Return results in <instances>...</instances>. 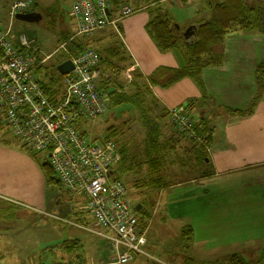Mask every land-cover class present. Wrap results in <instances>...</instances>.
<instances>
[{
  "label": "rangeland",
  "instance_id": "374dc122",
  "mask_svg": "<svg viewBox=\"0 0 264 264\" xmlns=\"http://www.w3.org/2000/svg\"><path fill=\"white\" fill-rule=\"evenodd\" d=\"M14 1L15 0H0V28L2 29H7L10 26V9ZM247 1L252 2V0ZM255 1L264 3V0ZM34 2V11H40L42 15L41 21L30 22L15 18L12 23V36L14 37L13 40H15L16 35L21 32L25 33L34 41L32 44L34 49L33 53L38 55L40 59L51 56L44 63L43 67L36 71V74L40 80L46 83V86H48L50 92H52L57 85L64 88V75L59 72L58 66L68 58L63 51H58L59 45L69 42L75 47V40L77 41V39L71 41L74 36L71 34H73L75 30V21L70 12L74 0H34ZM128 2L129 0H127L124 5L130 4ZM217 2L219 1L135 0V2L133 1V7L136 9V13H138L139 10L137 6L146 5L144 10L151 8L156 10L151 12L152 18L158 16L161 22L167 21L170 23L169 27L172 29L175 28V25L181 28L179 33L181 42L179 46L183 48V50H181L182 57L186 58V62H188L189 56L187 47L184 44V32L188 31L192 24L199 25L203 23L202 21L207 17L211 16L212 18V6ZM134 5H136V7ZM158 5H160V8L157 7ZM141 15L142 14H138L126 20V22L130 21L136 26V33L142 30V27L140 29L138 28L142 20ZM105 28H107L106 33L113 46H125L123 45L124 37L118 35L115 31L110 34V31L113 29L110 26ZM240 34L256 35L257 37H253L255 43H247L244 40H228L229 36ZM229 36L226 37L223 44V50L225 51L224 63H230L229 73L227 76H225L226 74L218 76L215 78V82L220 84V86L224 82L227 89L237 91L233 77L237 76L238 69L242 71V64H240V61L243 60L246 62V64H244L245 71L243 72L245 76H243L241 80L246 81L248 80L252 66L255 65V63L257 64L264 55V36H259V34L255 32H239ZM221 48L220 46L219 53L223 52ZM221 76L224 79H221ZM211 80V77H207L204 81V85L209 84ZM54 83H57V85H52ZM128 84L130 83H127L126 90L129 86ZM183 86H186L185 90H182ZM179 87H181V93H179V95L184 94L186 97L189 96L187 100L190 101L183 105L188 106L190 115L192 119L195 120L194 122L202 121L203 110L208 108L212 113V108H216L215 97L221 102L222 96L225 94V92L221 91L215 93V90H213L215 97L214 95L212 97L209 95L206 96L204 89L198 83L190 79H186V84H181ZM123 89V84L119 87L112 88L111 95H114V99L117 100L119 94L124 92ZM198 91H200V94L197 95ZM139 99L140 98L137 97L136 100ZM116 100H113V103H108V109L103 115L95 119L83 120L82 128L90 141L99 142V139L108 135L113 139L115 138V140L117 139L119 146H124V149H127L126 152L128 156L126 158L128 159L125 160V164H121L115 169L116 175L119 176L127 186L129 192L128 196L133 201L134 205H138L141 199L140 197H143L147 200L148 205L150 204V206H152V201H155L157 195L154 193L152 194L142 182L145 179V174H147L149 170L151 173V166L159 164L157 159L160 154L154 150L150 153L146 151V159L138 158L142 155L140 152L145 150L143 148V143L140 144L139 141L144 142V133L147 134V129L143 126L141 116H137L136 108L129 104L115 105L118 103L117 101H119V99ZM189 103L193 105H188ZM210 112H207L206 115ZM168 114L164 116L160 109H155L152 110L151 117H156L158 123H161L160 126H164V129L167 125L171 124L170 126L175 127V129L179 131L174 123L169 120ZM167 120L169 122H167ZM114 128H117L116 132L111 130ZM162 132L163 130H161L160 136H162ZM179 133L181 134L180 131ZM185 137L186 142H188V136L185 135ZM200 137L198 132H196V137L192 138V140H198ZM186 142L182 141L181 143L185 145ZM162 145H165V143L161 144V146ZM0 147H9L11 149L20 148L31 155V157L28 155L26 156L32 161L30 162V173L33 174L32 179L38 196L35 197L36 199H32L29 202L38 206L47 205L48 203L49 206L47 209L49 210V216H42V214H39L36 216L35 225L32 224L34 214L31 215V230L28 232L30 242L24 245H15L16 248L22 249L20 251V261L13 260L10 254H7L6 263L40 264L42 258L43 264H80L81 262L83 264H115L108 240L90 231V229H101V226L92 212L89 211L85 195L73 190H69L70 192L67 193L65 187L56 183L46 184L45 181L47 180L43 164L49 162L48 153L41 152L34 154L31 152L15 134L14 129L7 124L0 125ZM160 150L161 155L166 154L165 156H167L162 166L164 171L172 170L175 166H184L186 150L179 149L177 152H172V147L165 149L164 146L163 148L160 147ZM133 156L137 157L134 158ZM147 160L148 162H146ZM158 176V174H154V177L157 178ZM150 178L151 175H148L146 178L147 181ZM182 179L183 176L174 178L176 181ZM141 184L143 185L142 187H140ZM189 189V186H186L169 190L171 192L166 194V199L163 200L161 210L157 215L158 222L155 223L154 228L151 229V231L148 229V227L151 226V222H148L147 227H143L147 234L149 230V237L151 239V233H154V236H158L160 245H165V247L163 246L164 251H159L160 249L158 247L156 249L147 247L146 249L150 252L151 256L137 255L134 261L127 264H186V259L190 256L188 253L189 248L185 250L181 242V227L185 224H191L193 226L195 231L194 240L198 243L197 247H199L198 249L200 251L198 252V256L199 258L207 260H200L195 255H192L197 260V264H204L205 262L225 264V258L233 252H240L241 255L248 260L249 264H258L264 251L259 250L250 253L249 247L250 245L258 247L264 241V201L254 195L245 194L240 196L234 195L233 197L223 196L222 199L220 196L212 194L200 196L197 195L196 192H191ZM72 194L78 197V202L75 200L73 202L74 197ZM224 198L227 199L228 202V205L225 207H230L229 209L221 212L205 209L207 208V203L211 199H219L225 202ZM256 200L259 201V204H256ZM229 203L231 206H229ZM247 206V210L240 208H246ZM164 209H166V215L164 214L165 217L162 215ZM78 211L79 219H76L75 214ZM152 214L153 213H151V215ZM71 219H76L82 226L89 227L90 229L66 222V220L70 221ZM140 219L142 223L143 219ZM184 220H186V222ZM38 224H40V228H35ZM43 224H45V228L42 227ZM184 227H186V225ZM67 238H79L77 245L74 246V250L72 251L66 250L65 243L61 245ZM73 243L72 241L69 242V246L72 247ZM167 248L169 249L168 251H166ZM70 253L71 256L69 255ZM21 255H25L24 259L21 258ZM213 258L214 260H210ZM77 259L80 261L77 262Z\"/></svg>",
  "mask_w": 264,
  "mask_h": 264
},
{
  "label": "crops",
  "instance_id": "0c3cea01",
  "mask_svg": "<svg viewBox=\"0 0 264 264\" xmlns=\"http://www.w3.org/2000/svg\"><path fill=\"white\" fill-rule=\"evenodd\" d=\"M133 1L135 2V0H131V2L129 0L128 3L133 5ZM134 6L136 7V5ZM137 7L139 11L135 15L142 14V20L138 26L139 29L142 27V30L139 32L142 34L135 32L136 26L130 21L126 22L128 18L135 15L122 19L119 22V27L113 25L110 26L113 28L110 31V34L115 31L118 35L124 37V47L113 46L108 34L106 33L107 28L97 30L91 36L86 37V39L85 37H80L78 40L81 39V43H88L90 45L88 47H94V49L98 50L99 53L105 52L101 55L105 56V61H108L109 65L107 63L105 64L102 60V66L108 69V67H111L110 62H113L114 66H117V68L119 67L121 75L117 69L114 71H117L116 73L119 81L124 82L126 86L127 83H130L128 84L129 86L127 90L132 89L130 88V85L134 84L135 72L142 73L146 80L151 83L154 96L159 101L158 104H154L152 101H149L151 110L160 109L162 112L165 109L169 111L170 109L179 107L180 105L183 106V104L188 103L190 100H187L189 96L186 97L184 94L179 95V93H181V87L179 86L181 84H186V79L193 80L192 78H182L178 82L167 87H163L152 82V78H150L159 68H182L185 66L186 58L182 57L181 52L183 48L180 47L179 50H165L159 48L158 43L153 39L147 29L149 22L152 20L151 12L156 10H153L152 8L144 10L146 5H138ZM157 7L160 8V5ZM209 19H211V16L207 17L202 22ZM192 25H195L197 28L199 26L197 24ZM175 27L177 32L180 33L181 28H178L176 25ZM197 28L192 29V33L188 39L186 37V31L184 32L185 46L194 44L197 38ZM76 32L77 29L75 27L74 33L71 35H75ZM253 37L257 36L240 34L229 36L228 40H244L247 43H255ZM218 48L220 49V47ZM113 51L116 52L115 55L111 54ZM108 54L110 59H107ZM240 64H242V71L238 69L239 71L237 76L233 77L237 91L227 89L224 82L221 86L215 82V78L218 76L224 74L227 76L230 68L229 62H225L220 67L207 68L203 72V82L207 77H211L212 79L210 82L211 87L210 83L205 85L204 92L206 96L209 95L212 97L214 95L213 90H215V93L221 91L225 92V94L222 96L221 102H219L214 95L216 108H212V113L208 108L202 111V130H196V132L201 135L198 140L194 141L192 138L188 137V142H186V138H183L175 127L170 126V123V125H167L165 129L164 126H161V130H163V132L162 136H160L159 143L164 144L167 142L168 145L172 147V152H177L179 149L186 150V158L184 166L182 167L175 166L172 170L167 171L161 169L159 172L151 170V173L149 170L148 173L145 174V179L142 182L143 185L145 184V187H147L152 194L154 193L157 196L155 197V201H152V206H150V204L148 205L145 198L140 197L141 199L138 205H140L141 208L140 210H137V214L140 218L146 220L145 225H143L144 227H147L148 222H151V226L148 227L150 231L154 228L155 223L158 222L157 215L161 210L163 200L166 199V194L171 192L169 190H174L176 188L189 186V190H191V192H196L197 195L201 196L204 194H212L220 196L221 199L223 196L233 197L234 195L240 196L244 194L254 195L264 201V95L257 100L256 105L251 109V105L259 92L256 83V68L258 63H255V65L252 66L248 80L246 81H241L242 77L245 76L243 75V72L245 71L244 64H246V62L242 60L240 61ZM109 73L111 74L110 69H108V74ZM108 74L106 73V77H110ZM221 79L224 78L221 76ZM52 85H57V83ZM111 85L113 88L114 84L111 83ZM116 87H119V83ZM185 89L186 86H183L182 90ZM52 93L61 97L64 93V88L57 85ZM198 94H200V91L197 92V95ZM107 100L110 104L108 97ZM122 104L124 105L129 103ZM129 105L137 109V116L141 115L139 109L135 105ZM188 105L192 106L193 104L189 103ZM207 112L210 113L206 115ZM153 119L156 123L158 122L156 117ZM167 122L169 121L167 120ZM194 123L197 125L198 123H201V121ZM116 129L117 128L111 130L116 132ZM146 138L147 134L144 133V142L139 141L140 144L143 143V148L145 149L140 152L142 155L138 158L141 159H144L145 157L147 158ZM182 141L186 142L185 145L181 143ZM116 142L118 143L117 139ZM26 155L31 157L28 152H25V150L20 148L11 149L9 147H0V264H7L6 257L9 254L13 260H19L20 251L22 249H18V247L16 248L15 245L19 246L30 242L28 232L31 230L32 214H34V220L32 222L34 225L36 216L39 214H42V216H49V210H47L49 208L48 203L47 205L38 206L29 202L32 199H36L35 197H37L38 194L35 190L36 188L34 187V181L32 179L33 174L30 173V162L32 161ZM136 157L137 156L134 158ZM146 162H148V160ZM154 174H158L160 177L158 176L156 178L154 177ZM148 175H151V178L147 181L146 178ZM180 176H183L182 180H174L175 177ZM45 182L48 184V181ZM143 185L141 184V186H139L142 187ZM66 192L68 193L70 191L67 190ZM72 195L74 197L73 202L74 200L78 202V197L74 194ZM255 202L256 204H259L258 200ZM227 203V199H225V202L219 199H211L207 203V208L205 209L217 212L225 211L230 208L225 207L228 205ZM229 206H231L230 203ZM240 208L247 210L248 206L246 208ZM165 212L166 209H164V213L162 214L163 217L166 215ZM151 213L153 214L151 215ZM78 216L79 211L75 214L76 219H79ZM76 219H71V222L66 220V222L72 225H81V223L77 222ZM184 221L186 222V220ZM185 225L193 228L191 224ZM184 226L181 227V230H183ZM38 227L40 228V224L35 226V228ZM42 227L45 228V224H43ZM82 227L90 229L89 227ZM149 230L148 234L146 233L148 238V247H152L153 249L158 247L160 249L159 251H164L165 245H163L164 247L160 245L158 236H154V233H151V239L149 237ZM90 231L99 236L101 235L98 232H103L102 229H90ZM194 235L195 231L192 239L188 243L184 244L182 239V246L185 250L186 248H189V257L193 258L195 262L197 260L192 255H195L200 260L207 261L204 258H199L198 252L200 251L198 249L199 247H197L198 243L194 240ZM71 241L72 243H75V241L78 243L79 238H67L61 245ZM73 246L70 248L66 247V250H74ZM168 250L169 249L167 248L166 251ZM249 250L251 251L250 253L255 251L257 252L259 250L264 251V241L258 247L250 245ZM234 254L241 255L240 252H233L225 258L226 261L224 262L227 263ZM69 255L71 256V253ZM24 257L25 255H21L22 259H24ZM210 260H214V258ZM79 261L80 260L77 259V262ZM40 264H43L42 258ZM80 264L83 263L81 262Z\"/></svg>",
  "mask_w": 264,
  "mask_h": 264
},
{
  "label": "built area",
  "instance_id": "2783aa9c",
  "mask_svg": "<svg viewBox=\"0 0 264 264\" xmlns=\"http://www.w3.org/2000/svg\"><path fill=\"white\" fill-rule=\"evenodd\" d=\"M34 6V0H15L9 28H0V125H10L31 152H47L61 185L85 195L87 207L103 231L98 233L111 245L115 264L132 262L137 255L151 256L136 205L116 175L123 159L118 143L107 135L99 142L90 141L82 128L83 120L103 115L109 106L108 96L99 87L106 77L101 56L92 47L75 51L71 43H61L58 51L75 67L63 77V95L50 94L36 71L51 56L40 59L33 53L34 41L25 33L15 40L12 36L16 16L34 11ZM70 12L77 29L74 41L107 26H118L136 9L127 4L115 14L112 0H75ZM168 115L181 133L196 137L188 106L172 108Z\"/></svg>",
  "mask_w": 264,
  "mask_h": 264
},
{
  "label": "trees",
  "instance_id": "16d2710c",
  "mask_svg": "<svg viewBox=\"0 0 264 264\" xmlns=\"http://www.w3.org/2000/svg\"><path fill=\"white\" fill-rule=\"evenodd\" d=\"M126 1L127 0H112L115 13L118 14L120 12L121 7ZM218 1L219 2L212 6V18L199 24L197 28V38L194 44L186 46L189 56L186 65L182 68H159L150 77L152 78V82L163 87H167L178 82L182 78L189 77L195 80L205 90V85L202 78L203 72L207 68L220 67L224 64L225 51L223 50V44L227 36L239 32H255L258 33L259 36H264V3L256 2L255 0H252V2L247 0ZM169 25L170 23H168L167 21L161 22V19L158 18V16H155V18H152V20L149 22L147 29L153 39L158 43L159 48L165 50H179L181 37L179 36L176 27L172 29L169 27ZM88 45L89 44L86 42L81 43L80 39L77 40L75 47H73V50L80 51L88 47ZM220 46L222 47L221 50H223L222 53L218 52V47ZM104 53L105 52L99 53L101 56V63L103 60L105 64H108V61H105V56L101 55ZM115 53L116 52L113 51V53L111 54L115 55ZM107 59H110L109 54L107 56ZM110 64L111 67H108V69L111 70L110 77H104L99 84V87L103 91V93L108 96L110 103H113V100L116 99H114V95H111V83L114 84V87L118 86V83L119 86L123 84L124 95L123 93L119 94L117 98V100L119 99V101L116 100L118 102L117 104L129 103L135 105L139 109L143 125L147 129V151H149L150 153L152 150H154L155 152H159L160 154L159 158L157 156V161L159 164L155 166L152 165L151 170L154 172H159L164 165V159H166L167 157L165 156L166 154L161 155L160 147L163 148L164 146V148L167 149L170 146L167 142H165V145L161 146V144L159 143L161 126L158 122L156 123V121L152 117H150V113L152 112V110L149 106V101H152L154 104L159 103L158 99H156L154 96L151 88V83L146 80L145 76L142 73L135 72V79L133 82L134 84L130 85V88L132 89H130L131 91L126 90L127 86H125L124 82L119 81L118 75L116 73L117 71H114L117 69L119 74L121 75L120 68L118 67V69L117 66H114L113 62H110ZM103 67L104 66H102L101 64V69L104 74H108V69ZM256 83L259 92L257 93L256 98L251 105V109L256 105L257 100L261 98L262 95H264V55L259 60L256 68ZM44 86L47 91L50 92L49 87L46 86V83H44ZM51 93L52 92H50V94ZM137 97H139L140 99L136 100ZM162 113L164 116H166L169 111L165 109L162 111ZM201 125L202 121L201 123L195 125V130H202ZM181 136L184 138L185 134L181 133ZM120 149L123 153V160L120 162L121 165L125 164V160L128 159L126 158L128 155L126 152L127 149H124V146L120 147ZM43 169L46 174L48 184L56 183L58 185H61L60 181L55 176L53 167L49 162H45L43 164ZM145 222L146 220L143 219L142 226L145 225ZM193 234L194 231L191 226L184 227L182 230V239L184 241L183 243H188L192 239ZM73 244L74 246L77 245L76 241ZM65 246L70 248L69 243H65ZM215 263L216 262H205L204 264ZM186 264H196V262L193 260V258L187 257ZM225 264H249V262L244 256L240 254H234ZM258 264H264V253L262 254Z\"/></svg>",
  "mask_w": 264,
  "mask_h": 264
},
{
  "label": "water",
  "instance_id": "95a60500",
  "mask_svg": "<svg viewBox=\"0 0 264 264\" xmlns=\"http://www.w3.org/2000/svg\"><path fill=\"white\" fill-rule=\"evenodd\" d=\"M16 18L20 19V20H24V21H30V22H39L42 19V15L40 13L39 10H35L33 12L30 13H24V14H18L16 16ZM178 27V26H177ZM197 28L195 27V25L191 26L188 31H186V37L187 39L190 37V34L192 33V29ZM188 42V41H187ZM74 63L72 62V60L68 59L64 62H62L59 66H58V70L62 75H67L70 72H72L74 70ZM141 206L140 205H136V209L140 210Z\"/></svg>",
  "mask_w": 264,
  "mask_h": 264
},
{
  "label": "clouds",
  "instance_id": "9594fccd",
  "mask_svg": "<svg viewBox=\"0 0 264 264\" xmlns=\"http://www.w3.org/2000/svg\"><path fill=\"white\" fill-rule=\"evenodd\" d=\"M64 62V61H63ZM62 63V62H61Z\"/></svg>",
  "mask_w": 264,
  "mask_h": 264
}]
</instances>
